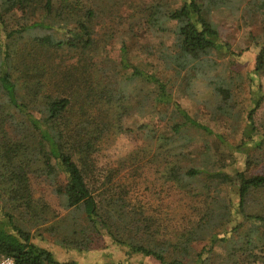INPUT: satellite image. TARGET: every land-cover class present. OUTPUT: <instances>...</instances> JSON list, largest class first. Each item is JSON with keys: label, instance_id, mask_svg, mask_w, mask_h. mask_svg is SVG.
<instances>
[{"label": "trees", "instance_id": "obj_1", "mask_svg": "<svg viewBox=\"0 0 264 264\" xmlns=\"http://www.w3.org/2000/svg\"><path fill=\"white\" fill-rule=\"evenodd\" d=\"M37 3L38 0H0V258H11L14 264H79L60 263L51 250L34 243L32 229L49 222L51 215L49 205L36 200L32 193L30 177L36 174L53 185V192L61 197L70 216L64 223L68 231L73 235H85L89 231L97 238L106 236L114 245L125 248L129 257H151L160 264H210L211 256L208 255L214 244L221 242L222 247H232L234 231L241 228L264 230V215L249 214L246 210L248 197L264 189V174L249 176L245 171L234 175L227 172L224 151L213 148L207 139L214 131L192 117L175 100L171 89V82L175 86L185 76L186 91L194 82L202 80L206 90L195 93L193 86L190 92L197 106L214 114L219 111L233 119L241 116L232 105L233 93L240 88L237 78L225 63L218 61L220 56L238 54L221 39L211 16L218 7L235 9L242 1L182 0L174 9L155 2L151 9L147 8L149 16L135 22L130 20L131 30L126 34H134L130 39L132 46L122 43L118 62L105 57L100 66L91 62L93 58L90 57L83 64L67 68L63 54L77 51V55L85 58L110 47L114 37L107 31L103 36L97 32V27L104 24L98 17L117 14L125 5L121 0H43L42 16L32 21L31 15L39 7ZM254 6L264 12V0ZM9 11L18 13L24 22L7 32L4 16ZM130 18H133L132 13ZM135 26L143 28L148 36L170 34L172 37L170 44L162 41L161 50L152 54L154 62L139 64L141 57L133 55L140 35L131 32ZM17 37L30 44V53L22 61L31 56L36 62L26 69L39 77L36 83L39 92L33 90V85L21 84L14 77L16 52L11 39ZM138 52L151 56L150 52L154 51L146 47ZM38 53L40 61L46 64L37 62ZM149 67L154 71L150 72ZM119 70L125 71L124 76L112 78ZM256 70L264 71V46L257 57ZM50 76L61 79L62 91L59 81L47 80ZM45 87H56V94H41L40 89ZM134 99L138 104L135 109L140 112L142 109L141 115H157L155 125L146 123L139 127L146 145L156 146L151 162L162 159V172L183 189L203 183L205 190L194 195V199L208 197L212 192L216 194L224 186L235 189L238 195L236 208L232 201L224 199L211 200L208 207L203 205L195 226L181 230L179 242L174 245L179 249L175 257L168 253L169 245L167 249L168 246L156 244L155 238L151 240L154 236L150 234L151 218L130 212L129 217H133L137 225L126 223L124 211L113 213L103 203L100 205L87 183V175L92 172L91 154L109 132L120 133L122 118L128 113L124 103ZM259 106L257 101L255 108L247 112L249 127L243 132L247 140L242 142L246 151L259 147L264 140V135L253 134L254 115ZM199 138L203 146L197 155ZM255 138L259 140L256 142ZM147 152L142 151L137 158L145 165ZM216 202L220 205L215 211L211 208ZM236 213L241 217L239 223L232 221ZM234 223L238 225L236 228H228ZM229 230L231 235L221 238ZM70 241L67 234H54L57 244L76 245ZM202 242L205 245L201 247ZM77 248L85 250L82 246H75ZM107 264L131 263L126 260Z\"/></svg>", "mask_w": 264, "mask_h": 264}, {"label": "rangeland", "instance_id": "obj_2", "mask_svg": "<svg viewBox=\"0 0 264 264\" xmlns=\"http://www.w3.org/2000/svg\"><path fill=\"white\" fill-rule=\"evenodd\" d=\"M54 1L56 2V0ZM241 1L242 4L235 9L226 6L218 7L219 9L214 10L211 16L221 39L229 43L232 50L238 54L236 56H220L218 61L225 63L230 69L229 71L234 73L233 77L237 78L236 84L240 88L235 89L233 93L232 101L234 104L232 105L235 107V112H237V109L240 111L241 116L238 119L236 117L233 119L230 116L219 113V111L214 114L197 106L193 98L190 97V92L193 86L195 93L200 94L205 91L206 89H204L203 85L206 86V84L202 80L194 82L190 89L186 91L184 89V78L186 76L182 74V77L185 76L182 78L183 81L178 80L175 86L171 82V89L175 100L192 117L214 131V134L208 135L207 139L213 148L224 151V159L227 162L226 171L233 175L236 172L245 171L247 175L254 176L264 174V140L259 147L252 148L250 151H246L247 147H243L242 142L247 140L243 137V132L249 127L247 125V112L255 108L257 101L260 102V106L254 115L253 134L259 137L264 135V71L256 70L257 57L264 46V12L254 6L260 0ZM121 2L125 6L119 13L111 16L102 14L98 17L104 24L97 27V32L103 36V32L107 31L108 35L114 37L110 41V47L103 48L101 46L103 50L96 51V56L90 53L85 58L80 54L77 55V51L63 54L62 59L64 60L65 68L73 65L77 66L78 63L83 64L85 59L87 61L90 57L93 58L90 61H95L96 65L97 63L99 65L102 64L105 57L107 60L109 57V59L112 58V60L118 62L122 43L128 44L129 47L132 46L130 39L134 38V34L130 36L126 34V32L128 33L131 30L130 20L135 22L145 15H150L147 8L150 6L151 9L152 4L155 2L162 3L167 9H174L181 5L182 0H121ZM37 6L39 7L31 15L32 21L42 16L43 0H38ZM136 9L137 11L133 13ZM131 13L133 18H130ZM4 17V30L7 32L19 28L24 22L15 11H9ZM105 28L107 30H104ZM140 28V26H135L131 31L140 33L139 38L136 39L138 44L135 47L133 46L132 53L141 57L139 64L154 62L152 54L161 50L162 41L165 45H168L173 39L170 34H152L148 36L143 32L144 29ZM97 38L99 41L98 34ZM11 40L14 43L13 47L16 52V61L13 64L15 79L18 78L21 84L25 82L30 86L33 85V87L31 86L34 88L33 90L38 91L39 88H36V83H38L39 77L34 76L35 73L29 74L26 69L30 65L33 66L36 62L31 56H29L28 60L22 61V58H27L30 53V44L27 45L26 40L19 37ZM97 45L95 44V47ZM98 46L100 47V45ZM146 47L154 51L150 52L151 56L149 53L144 55L143 52H138L139 49ZM58 53L62 54L63 51ZM20 54H23V56L19 57ZM40 56L38 53L37 62L46 64L44 60L40 61ZM80 58L82 60L78 62ZM90 61L88 63H91ZM148 70L151 72L152 68L149 67ZM119 71L112 78L123 77L125 71ZM69 72L73 73L71 69ZM126 72L130 73L131 71L126 70ZM47 80L59 81L60 90L62 91L63 86L59 77L53 79L50 76ZM74 80L76 79L74 78ZM174 80L175 77L173 78ZM41 82L44 83V81ZM129 85L126 87V92ZM199 88L201 90L198 92ZM55 89L56 87L50 89L45 87L42 90L40 89V93L47 92L54 95L56 94ZM124 105L128 107V113L122 118V130L118 134L107 132L108 134L103 137L104 140L98 149L91 154L92 172L87 175V183L100 205L103 203L107 206V210L113 211V213L120 211V209L124 211V221L126 223L137 225L134 218L132 217L131 219L129 217L130 212L136 215L144 214V216L151 218L152 229L150 234L154 235L151 240L155 238L157 240L156 244H161L164 248L169 245L170 250L168 249L169 246L166 247L168 253L175 257L179 249L174 245L179 242L181 230L195 226L203 205L208 207V202L211 200L224 199V201L229 203L232 201L236 208L238 195L235 189L224 186L216 194L212 192L208 197L204 196V198H201V196H198V199H194V195H199L205 190L206 187L203 186V183L198 182L195 184V188L189 189H183L180 185H176V182L172 181L168 174L162 172V159L155 162L150 161L153 158L156 146L148 143L146 145L139 130V127L146 123L155 125L157 115H141L142 109L141 112L135 109L138 106L135 99L132 101L127 100ZM251 128L252 126L250 130ZM218 136H221L222 140ZM255 140L257 142L259 138H255ZM225 142L227 143L225 144ZM196 143L198 146L196 149H199L196 153L199 155L202 151L200 146H203L202 139L199 138ZM145 150H148L146 155L147 165L141 160H137L140 157V153ZM235 150L237 151L234 153ZM30 182L32 193L36 200L46 202L51 212V215L49 212V222L32 229L34 243L42 248L51 250L60 263L107 264L128 260L131 264H160L151 257H143L142 255L129 257L125 248L114 245L106 236L97 238L89 231L85 235H73L71 231L66 229L68 227L64 226L70 216L63 205L61 197L53 192L55 187L46 182L44 178H39L38 174L32 175ZM219 205L216 202V206L211 209L216 211ZM246 206L247 212H250L249 214L264 215V189L251 194L246 200ZM240 220V215L236 213L232 221L238 222ZM237 226L234 223L228 228H236ZM54 228H56V231H54ZM53 233L56 235L67 234L68 239L71 240L70 242H76L75 246L85 247V250L75 249L74 245L55 243ZM229 235H231L230 230L228 234L222 235L221 238H228ZM233 238L234 242L232 247L229 248L220 246L221 242L214 244L211 254L208 255L211 256L210 264H220V262H225L226 260L229 264H264V230L241 228L239 231H234ZM203 245L205 243L202 242L201 247ZM6 259L8 258H0V264Z\"/></svg>", "mask_w": 264, "mask_h": 264}, {"label": "built area", "instance_id": "obj_3", "mask_svg": "<svg viewBox=\"0 0 264 264\" xmlns=\"http://www.w3.org/2000/svg\"><path fill=\"white\" fill-rule=\"evenodd\" d=\"M2 264H14V261L12 259L8 258V259L4 260Z\"/></svg>", "mask_w": 264, "mask_h": 264}]
</instances>
